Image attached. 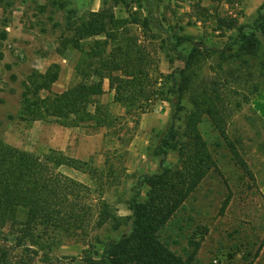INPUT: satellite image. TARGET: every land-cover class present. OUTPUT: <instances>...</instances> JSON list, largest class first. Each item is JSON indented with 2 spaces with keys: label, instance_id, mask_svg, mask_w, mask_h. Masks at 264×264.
<instances>
[{
  "label": "trees",
  "instance_id": "trees-1",
  "mask_svg": "<svg viewBox=\"0 0 264 264\" xmlns=\"http://www.w3.org/2000/svg\"><path fill=\"white\" fill-rule=\"evenodd\" d=\"M228 1L241 4L244 0ZM195 7L207 14L199 4ZM126 15L118 18L103 5L80 19L68 18L70 37L64 38L62 46L80 53L74 66L76 81L61 93H51L57 74L47 71L39 76V82L24 87L19 118L26 122L53 118L66 128L108 129L117 118L99 101L107 81L113 103L125 108L127 115L144 114L160 101L172 104L170 124L153 153L160 157L172 152L176 163L165 166L162 161L157 172L138 178L126 202L132 218L129 232L104 242L91 234L107 225L118 229L124 224L102 198H92L89 187L59 172L62 167L78 169L81 162L54 150L37 156L0 141V264H33L38 249L43 252L40 262L50 263V248L60 233H70L90 247L89 255L83 257L86 264L196 263L207 227L196 228L193 236L199 235L200 240L189 238L192 251L183 255L174 252L160 234L201 182L218 171L199 125L207 120L226 139L234 108L264 90V4L246 23L239 24L231 15L216 16L217 30L235 33L222 49H208L202 42L197 45L187 36L174 35L175 42L167 46L183 67L167 75L157 68L159 47L154 41L158 35L153 32L151 10ZM191 42L185 55L179 52ZM209 62L214 64L207 68ZM235 89L242 91L238 101L231 94ZM43 92L47 94L42 96ZM252 114L264 129L261 118ZM259 150L264 151V139ZM228 203V199L223 202L220 213ZM17 233L24 234V241ZM22 247H27L26 255H16Z\"/></svg>",
  "mask_w": 264,
  "mask_h": 264
},
{
  "label": "rangeland",
  "instance_id": "rangeland-1",
  "mask_svg": "<svg viewBox=\"0 0 264 264\" xmlns=\"http://www.w3.org/2000/svg\"><path fill=\"white\" fill-rule=\"evenodd\" d=\"M138 1L0 0V141L37 156L54 150L81 162L83 166L78 169L62 167L59 172L89 187L92 198H102L116 210L124 224L118 229L107 225L91 234L104 242L116 241L129 232L132 218L126 202L138 178L157 172L162 161L165 166L176 163L172 152L160 157L153 153L170 124L173 107L170 102L160 101L144 114L133 111L115 116L117 121L112 127L96 131L66 128L53 118L36 122L21 120L24 87L39 82V76L47 71L57 74L51 93H61L76 81L74 66L80 53L71 47L63 50L62 46L64 38L70 37L66 31L68 18L80 19L103 5L111 7L118 18H126L127 11L144 14L146 9L151 10L153 32L158 35L154 41L159 47L155 56L157 68L167 75L183 67L167 46L175 42L174 35L187 36L197 45L202 42L208 49H222L235 33L217 30L216 16L231 15L242 24L251 21L257 8L264 4V0H244L241 4L228 0ZM197 4L207 14L195 7ZM192 42L178 48L179 52L185 55ZM210 63L214 64L209 62L206 67ZM46 94L43 92L42 96ZM231 94L233 100L242 98L239 89ZM100 101L105 104L110 102V97L106 93ZM250 103L249 100L234 108L226 139L207 120L199 125L218 171L211 172L201 182L160 234L174 252L183 255L192 251L189 238L200 240L199 235L193 236L196 228L207 227L208 234L200 241L195 264H248L256 260L254 255L264 244V203L258 192L264 178V155L259 150L264 129L253 116ZM227 199L228 206L220 213ZM22 220L20 215L19 223ZM16 235L24 241V234ZM25 248L15 254L25 256ZM89 248L82 241H75L70 233H60L50 248L48 264H86L83 257L89 255ZM36 253L39 258L31 255L33 264H43L40 262L43 252L38 249ZM258 260H264V254Z\"/></svg>",
  "mask_w": 264,
  "mask_h": 264
},
{
  "label": "crops",
  "instance_id": "crops-1",
  "mask_svg": "<svg viewBox=\"0 0 264 264\" xmlns=\"http://www.w3.org/2000/svg\"><path fill=\"white\" fill-rule=\"evenodd\" d=\"M104 91L108 97H110V102H106L105 104L100 101L101 97L104 96V94L100 97L99 101L101 104H109V111L113 116H123L125 115V108H122L120 105L113 103V95L108 91V83L107 81L104 82L103 84ZM107 106V105H106ZM108 107V106H107ZM250 107L254 113L257 114L258 117L261 118V120L264 122V90L260 92L257 96H255L250 103ZM264 155V151L262 152ZM259 196L264 203V178L261 181L259 185ZM264 254V244L260 246L259 251L256 253L255 258L256 260L253 262H250L248 264H264V260H258L262 255Z\"/></svg>",
  "mask_w": 264,
  "mask_h": 264
}]
</instances>
